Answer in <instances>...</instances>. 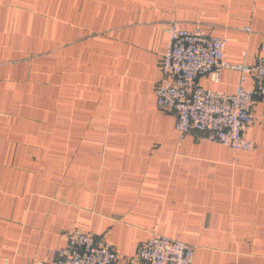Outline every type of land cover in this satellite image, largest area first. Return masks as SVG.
<instances>
[{
    "label": "crops",
    "instance_id": "1",
    "mask_svg": "<svg viewBox=\"0 0 264 264\" xmlns=\"http://www.w3.org/2000/svg\"><path fill=\"white\" fill-rule=\"evenodd\" d=\"M171 22L225 39L231 64L264 58V0H0V264L49 262L73 231L115 264L153 235L192 264H264V104L251 151L179 141L155 100Z\"/></svg>",
    "mask_w": 264,
    "mask_h": 264
},
{
    "label": "built area",
    "instance_id": "2",
    "mask_svg": "<svg viewBox=\"0 0 264 264\" xmlns=\"http://www.w3.org/2000/svg\"><path fill=\"white\" fill-rule=\"evenodd\" d=\"M249 31L248 28H244ZM167 41L159 66L161 79L155 90L156 106L175 113L174 129L181 141L194 133L200 140L217 143L235 151H251L255 143L245 132L255 122L254 104H264V58L254 65L231 64L225 55L227 41L208 35L201 28L186 30L171 22L164 29ZM239 72L233 93L208 90L196 82L209 74L218 82L221 70ZM251 75L254 86H247ZM51 261L30 264H115L118 257L109 243H97L89 233L73 231L65 246L52 252ZM194 247L190 244L153 235L137 251V264H192Z\"/></svg>",
    "mask_w": 264,
    "mask_h": 264
}]
</instances>
